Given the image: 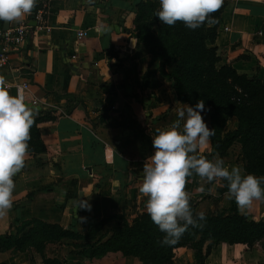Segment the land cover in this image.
I'll return each mask as SVG.
<instances>
[{
  "label": "crops",
  "instance_id": "0c3cea01",
  "mask_svg": "<svg viewBox=\"0 0 264 264\" xmlns=\"http://www.w3.org/2000/svg\"><path fill=\"white\" fill-rule=\"evenodd\" d=\"M142 1L37 0L31 14L7 25L28 28L2 72L10 82L14 75L29 81L24 95L35 116L25 165L13 177V207L0 217V241L5 233L12 238L0 249V264H143L113 243L124 224L147 213L139 188L154 151L152 135L170 127L183 104L191 105L177 96L169 66L140 37ZM150 1L158 9V0ZM222 2L208 45L216 48L220 65L263 79L264 0ZM78 31L86 32L81 40ZM211 149L209 138L196 154L213 159ZM185 191L205 214L221 211L217 202L227 196L222 179L209 182L195 174ZM42 225L79 237H54ZM252 248L219 243L205 261L223 263ZM176 250L190 249L175 248L172 264ZM184 251L181 264H189Z\"/></svg>",
  "mask_w": 264,
  "mask_h": 264
},
{
  "label": "clouds",
  "instance_id": "9594fccd",
  "mask_svg": "<svg viewBox=\"0 0 264 264\" xmlns=\"http://www.w3.org/2000/svg\"><path fill=\"white\" fill-rule=\"evenodd\" d=\"M36 2L0 0V22L19 21L31 14ZM158 3L154 16L160 22L172 26L180 21L194 30L206 21L215 22L210 14L220 7L222 0H158ZM204 110L202 100L193 106L183 104L177 109L178 119L152 135L154 151L143 165L139 191L147 197L145 209L151 221L164 234L162 245L175 244L189 226L201 227L198 221L205 220L203 211L194 216L185 191L186 179L194 174L209 182L225 181L226 195L240 209L248 208L254 201H264V175L245 174L238 165L229 169L218 155L208 159L196 154L214 135L201 115ZM34 116L24 93L18 90L15 95L10 94L5 78L0 76V217L13 207V177L25 165ZM78 205L90 208L86 201Z\"/></svg>",
  "mask_w": 264,
  "mask_h": 264
},
{
  "label": "trees",
  "instance_id": "16d2710c",
  "mask_svg": "<svg viewBox=\"0 0 264 264\" xmlns=\"http://www.w3.org/2000/svg\"><path fill=\"white\" fill-rule=\"evenodd\" d=\"M223 7L224 3L222 2L220 7L215 12L210 14L215 21L214 23H208L206 21L200 27L194 30L192 29L191 38L198 40L199 42L198 49L201 53L200 59L202 61L200 67L202 71H206V74L202 73L200 78L203 81H208L210 84H214L212 87L215 88V90L222 91L224 96L228 98L232 97V100H234L233 103L237 107V114L239 117L243 114L246 108H251L257 105L260 106L255 113V116L246 120L244 129H236L234 133L230 135V138L233 140L240 135L243 130L251 131L260 124L264 125V84L260 81V79L255 77L249 78L245 74H238L237 71L229 64L216 67V64L219 62V56L216 52V48L214 46H209L208 43L213 44L214 42L216 27ZM140 9L142 12H139V14L142 18L144 17L143 22H146H142L139 25L140 37L147 44H149L151 53L159 55L163 59L164 63L167 64V58L165 57L162 48L157 45V41H159V38L163 35V22H160L158 18L154 16V11L156 10L155 3L150 0H144L141 2ZM145 14H147V16ZM178 23H180L179 26ZM173 27H175L177 32V34L175 33L174 35L176 36L181 33L180 39L187 42L186 37L183 35L187 27L179 21H177ZM153 30H156V32L154 33ZM173 73L174 72H170L169 77L173 81V88L177 93V96L185 102H188L189 104L191 103L190 105H194L192 99L190 97H186L190 94V88L188 90L189 92L185 94L184 82L174 76ZM186 82L188 81L186 80ZM210 140L212 153L217 142L213 136L210 137ZM222 183L224 185V191L227 192L226 182L222 180ZM229 205V209L226 212L221 210L212 215L205 214V220L198 221V223L202 225L201 227L189 226L177 242L172 245H162L160 242L155 243L153 238H148L146 236V231L149 227L146 224V220L150 217L147 213H139L132 226L124 224L122 226L123 228L117 232V244L113 243L115 244L113 248L123 251L124 253H131L138 256L143 264H172L173 250L175 248L183 246L196 249L207 241H209V244L206 247L207 254L213 245H217L219 243H239L248 248H252L254 244L259 243L264 251V219H249L238 214L235 208V202L232 199H229ZM191 209L195 216L197 212H195L193 206ZM42 227L54 230V237H79L74 233L57 228L53 225H42ZM137 228H142L141 234L143 233L144 243L142 242V246L138 249H131L130 246L125 243L124 234H132ZM11 240V236L8 233H5L2 241H0V249L5 248ZM110 245L111 243L109 244V247ZM147 251L153 253V255H159L158 259H155L153 255L145 256V252Z\"/></svg>",
  "mask_w": 264,
  "mask_h": 264
},
{
  "label": "rangeland",
  "instance_id": "374dc122",
  "mask_svg": "<svg viewBox=\"0 0 264 264\" xmlns=\"http://www.w3.org/2000/svg\"><path fill=\"white\" fill-rule=\"evenodd\" d=\"M145 15L147 16V14ZM179 24L180 23H178V26ZM153 32L155 33L156 30H153ZM162 33L164 36L162 35L159 38L157 45L162 48L167 58L169 73L174 72V76L184 82L185 94L189 92L188 90L190 88V94L186 97H190L194 105L198 100L204 101L205 110L201 112V115H205L207 126L214 130L213 137L217 142L211 155L214 157L218 155L222 158L224 160V166L229 169L232 166L238 165L243 169L245 174L252 173L256 176L264 175V125L260 124L251 131L243 130L242 133L233 140L230 138V135L233 134L236 129H244L246 120L254 117L260 106L257 105L246 108L239 117L237 114V107L234 105L232 97L228 98L224 96L222 91L215 90V88L212 87L214 84H210V82L203 81L200 78L202 73L206 74V71H202L200 67L202 61L200 59L201 53L198 49L199 42L191 38L192 29H185L183 34L187 42L180 39L181 33L176 36L174 35L175 33L177 34V32L173 25L169 26L163 23ZM219 66L221 65L217 63L216 67ZM186 80L188 82H186ZM260 81L264 84V75L263 79H260ZM205 197H207V195H205L204 198ZM195 201L196 199H189L190 206H193L194 209ZM217 206L219 210L226 212L230 206L228 196L222 197V199L217 202ZM195 212L198 213L196 209ZM237 212L249 219H264V201H254L253 204L246 209L237 207ZM209 215L212 214L210 213ZM146 224L149 227L146 231V236L148 238H153L155 243L160 242L164 234L158 230V227L150 218L146 220ZM141 232L142 228H137L132 234H124L125 243L130 246L131 249H138L142 246V242L144 243L143 233L141 234ZM208 244L209 241L205 242L199 248H189L190 250L188 252L176 250V261H174L173 264L183 263V260L180 259L183 251L191 255L189 264H206L207 260L205 261V253ZM259 246L260 244L256 243L253 245L252 249H249L246 253H242L241 256L236 254L235 258L227 256L224 262L219 264H263L264 251H262L260 248L261 246ZM224 249H226L224 253L227 254L226 251L229 248L225 247ZM230 249L236 248L230 247ZM174 253L175 252H173V255H175ZM145 254V256L153 255V253L149 251L145 252ZM153 256L155 259L159 257V255ZM178 258L179 260L177 261Z\"/></svg>",
  "mask_w": 264,
  "mask_h": 264
},
{
  "label": "built area",
  "instance_id": "2783aa9c",
  "mask_svg": "<svg viewBox=\"0 0 264 264\" xmlns=\"http://www.w3.org/2000/svg\"><path fill=\"white\" fill-rule=\"evenodd\" d=\"M41 15L42 14L40 12H37L35 14L36 19H40ZM27 35L28 28L22 22L17 26L7 29L0 26V76H3L2 70L8 62L11 52L19 49L21 44L25 41ZM85 36V31L77 32L78 40H81ZM11 79L12 81L10 82L7 78H5L8 84V90L13 89L15 93L19 90L24 93L29 88V81L27 79L20 80L18 75L12 76ZM32 103L36 104L37 101L33 99Z\"/></svg>",
  "mask_w": 264,
  "mask_h": 264
},
{
  "label": "water",
  "instance_id": "95a60500",
  "mask_svg": "<svg viewBox=\"0 0 264 264\" xmlns=\"http://www.w3.org/2000/svg\"><path fill=\"white\" fill-rule=\"evenodd\" d=\"M7 25H8V24L6 23V24H5V26H4V29H7V28H8V26H7Z\"/></svg>",
  "mask_w": 264,
  "mask_h": 264
}]
</instances>
